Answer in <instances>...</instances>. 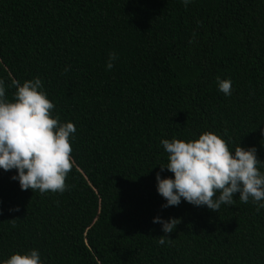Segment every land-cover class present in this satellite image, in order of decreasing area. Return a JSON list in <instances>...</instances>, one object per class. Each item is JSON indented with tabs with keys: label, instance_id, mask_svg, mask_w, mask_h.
<instances>
[{
	"label": "trees",
	"instance_id": "16d2710c",
	"mask_svg": "<svg viewBox=\"0 0 264 264\" xmlns=\"http://www.w3.org/2000/svg\"><path fill=\"white\" fill-rule=\"evenodd\" d=\"M37 77L77 129L69 188L23 191L0 169V264L33 249L42 264H264V208L237 193L219 212L165 209L156 180L174 178L163 139L208 131L264 162V0H0L6 99ZM158 216L181 221L164 245Z\"/></svg>",
	"mask_w": 264,
	"mask_h": 264
},
{
	"label": "clouds",
	"instance_id": "9594fccd",
	"mask_svg": "<svg viewBox=\"0 0 264 264\" xmlns=\"http://www.w3.org/2000/svg\"><path fill=\"white\" fill-rule=\"evenodd\" d=\"M182 3L187 8L190 0ZM117 59V54L110 52L106 68L111 70ZM64 71H70V66ZM217 84L221 92L231 95L230 79L217 77ZM12 87L16 92L9 101L4 81L0 80V169L17 170L18 175L11 179L18 180L23 191L63 194L69 188L66 179L73 167L70 138L77 131L76 126L72 122L61 123L59 115L53 117L55 105L42 90L40 78L23 84L13 80ZM161 144L168 154V163L160 166L161 171L166 169L174 174V178H162L157 173L158 194L167 201L162 208L179 206L183 199L219 212L222 205L234 203L237 193L241 202L248 203L251 199L256 203L257 211L264 208V172L260 171L264 162L257 158L255 147L245 149L238 145L233 152L226 140L210 131L195 140L163 139ZM10 222L15 227V220ZM153 223L162 225L166 235L159 237L158 242L164 245L166 240L171 242L167 234L174 232L181 221L158 216ZM3 264H42V261L39 252L33 249L24 254L17 252Z\"/></svg>",
	"mask_w": 264,
	"mask_h": 264
}]
</instances>
